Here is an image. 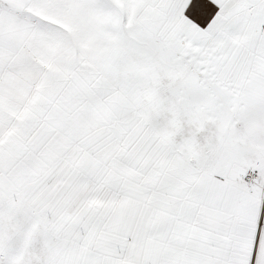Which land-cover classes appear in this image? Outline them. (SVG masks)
Instances as JSON below:
<instances>
[{
	"label": "snow or ice",
	"instance_id": "1",
	"mask_svg": "<svg viewBox=\"0 0 264 264\" xmlns=\"http://www.w3.org/2000/svg\"><path fill=\"white\" fill-rule=\"evenodd\" d=\"M0 264H264V0H0Z\"/></svg>",
	"mask_w": 264,
	"mask_h": 264
}]
</instances>
